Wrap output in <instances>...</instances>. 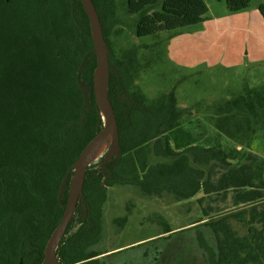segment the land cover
<instances>
[{"label": "trees", "instance_id": "1", "mask_svg": "<svg viewBox=\"0 0 264 264\" xmlns=\"http://www.w3.org/2000/svg\"><path fill=\"white\" fill-rule=\"evenodd\" d=\"M32 1L38 2L39 18L29 17L28 0H0V264H45L47 242L68 203L74 164L105 123L94 92L97 57L82 1ZM225 1L233 12L252 5ZM94 2L110 48L109 92L122 152L105 166L88 168L87 216L72 220L59 258L66 264H110L103 256L118 248L101 247L109 191L129 184L144 195L195 199L200 219L167 226L162 234L207 226L212 241L203 231L197 234L206 264H264V156L239 148L251 142L252 147L264 127V86L247 87L218 104L216 127L209 132L200 119L185 120L193 108L178 106L172 93L149 99L137 88V51L117 56L112 46L117 2ZM127 9L138 15L141 37L199 24L209 12L205 0H127ZM259 11L264 18V0ZM152 155L166 160L153 162ZM132 211L131 206L114 224L125 227Z\"/></svg>", "mask_w": 264, "mask_h": 264}, {"label": "rangeland", "instance_id": "2", "mask_svg": "<svg viewBox=\"0 0 264 264\" xmlns=\"http://www.w3.org/2000/svg\"><path fill=\"white\" fill-rule=\"evenodd\" d=\"M205 1L206 21L141 37L135 30L138 15L128 12L127 0H116L119 22L111 39L117 56L137 51L135 83L146 97L172 93L178 106L193 108L188 119H200L213 132L218 104L243 94L247 87L264 86V18L258 7L263 0H252L251 7L237 12L225 0ZM251 143L239 148L264 156V127H259L252 147ZM104 159L95 164L102 166ZM193 201H178L171 193L145 196L132 185L110 188L101 247L118 249L103 259L110 264H206L197 234L203 231L212 241L214 235L207 226L186 227L170 237L162 234L167 226L177 229L200 219V207ZM131 206L126 226L114 224ZM81 208L82 202L75 221L84 214Z\"/></svg>", "mask_w": 264, "mask_h": 264}, {"label": "water", "instance_id": "3", "mask_svg": "<svg viewBox=\"0 0 264 264\" xmlns=\"http://www.w3.org/2000/svg\"><path fill=\"white\" fill-rule=\"evenodd\" d=\"M81 1L90 18L92 38L94 41V49L97 57V66L94 71V92L105 123L103 129L86 145L80 157L74 164V171L70 181L68 203L60 224L55 228L47 242L45 248V264H66L59 258L58 249L63 236L66 234L67 229L75 216L79 201L84 196V184L87 170L90 166L88 160L95 145L108 135L112 134L113 141L106 155L104 156L105 160L109 161L117 158L122 152L119 124L115 107L109 92V73L111 68L110 48L106 41L102 19L94 0ZM80 74L81 72H79V75ZM80 84L84 89H86V85L82 81ZM85 95L88 97L87 92H85ZM101 104L106 111L107 117H105L103 114ZM68 179L69 175L67 174L60 187L59 200L61 203L67 188ZM84 207L85 210H87L86 204H84ZM20 264H24V261L21 260Z\"/></svg>", "mask_w": 264, "mask_h": 264}, {"label": "bare ground", "instance_id": "4", "mask_svg": "<svg viewBox=\"0 0 264 264\" xmlns=\"http://www.w3.org/2000/svg\"><path fill=\"white\" fill-rule=\"evenodd\" d=\"M101 107H102L104 116L107 117L106 111L102 104H101ZM112 141H113V135L110 134L95 145V147L93 148L89 156V160H88V163L90 166L97 163L102 158H104Z\"/></svg>", "mask_w": 264, "mask_h": 264}, {"label": "flooded vegetation", "instance_id": "5", "mask_svg": "<svg viewBox=\"0 0 264 264\" xmlns=\"http://www.w3.org/2000/svg\"><path fill=\"white\" fill-rule=\"evenodd\" d=\"M13 0H8V2L9 3H16V2H21V0H17V1H13ZM40 4H43V2H40ZM36 5H38V2L37 1H32V0H28V6L31 8V10L29 11V17L31 18V15H34L36 18H39V13H40V11H39V9H38V11H36L35 10V6ZM47 13V11H46V9H44L43 11H42V18L44 17V15ZM113 160V159H112ZM111 160H109V161H106L105 159H104V161H103V165L102 166H105V164L106 163H108V162H110ZM80 202H82V205H84V202H83V197L80 199V201H79V203ZM79 209V204H78V208H77V210ZM77 210H76V213H77ZM75 213V214H76ZM84 214H83V217H86L87 216V214H86V210H84V212H83ZM75 217V216H74ZM74 219V218H73ZM72 222V221H71ZM114 252V250L113 251H111V252H108V254L109 255H111V254H115V253H113ZM105 255H107V253L106 254H104V256Z\"/></svg>", "mask_w": 264, "mask_h": 264}, {"label": "crops", "instance_id": "6", "mask_svg": "<svg viewBox=\"0 0 264 264\" xmlns=\"http://www.w3.org/2000/svg\"><path fill=\"white\" fill-rule=\"evenodd\" d=\"M262 2V1H261ZM260 2V3H261ZM260 3H259V5H260ZM259 5H258V7H259ZM181 107V106H180ZM188 119V117H185V120H187ZM188 120H192V119H188ZM157 157H159V156H156V155H152L151 157H150V159L153 161V162H155V161H157L156 160V158ZM162 159H161V161H163V160H166V158H164V157H161ZM120 185H129V184H120ZM116 187V186H115ZM134 187H136V186H134ZM112 188H114V187H112ZM137 188V187H136ZM109 194H110V191H109ZM145 196H147V195H145ZM188 200H185V202H187ZM189 201H191V200H189Z\"/></svg>", "mask_w": 264, "mask_h": 264}]
</instances>
